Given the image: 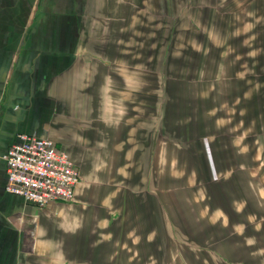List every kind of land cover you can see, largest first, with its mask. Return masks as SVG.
Segmentation results:
<instances>
[{"label": "rangeland", "instance_id": "374dc122", "mask_svg": "<svg viewBox=\"0 0 264 264\" xmlns=\"http://www.w3.org/2000/svg\"><path fill=\"white\" fill-rule=\"evenodd\" d=\"M232 1L95 15L79 118L100 133L79 183L100 263L264 264V191L251 176L262 163L246 135L247 75L264 70V47L230 29Z\"/></svg>", "mask_w": 264, "mask_h": 264}, {"label": "crops", "instance_id": "0c3cea01", "mask_svg": "<svg viewBox=\"0 0 264 264\" xmlns=\"http://www.w3.org/2000/svg\"><path fill=\"white\" fill-rule=\"evenodd\" d=\"M99 1L0 0V264H109L110 258L99 262L94 211L80 183L72 201L40 208L6 192L2 158L18 134H35L63 149L80 175L88 173L85 146L100 128L95 121L79 118L89 112L91 95L79 79L90 72L80 71L79 65L88 61L85 49L94 47L89 36L95 15L105 23L111 15L139 14L143 4ZM232 2L230 29L255 35L261 42L257 46L264 47V0ZM247 80V143L254 144V158L262 163L252 168L251 176L261 178L264 191V70L247 75ZM118 148L114 145L115 151Z\"/></svg>", "mask_w": 264, "mask_h": 264}, {"label": "built area", "instance_id": "2783aa9c", "mask_svg": "<svg viewBox=\"0 0 264 264\" xmlns=\"http://www.w3.org/2000/svg\"><path fill=\"white\" fill-rule=\"evenodd\" d=\"M2 158L6 192L40 208L55 201H72L80 181L79 170L51 139L18 134Z\"/></svg>", "mask_w": 264, "mask_h": 264}]
</instances>
